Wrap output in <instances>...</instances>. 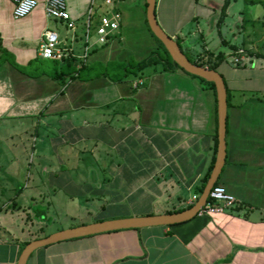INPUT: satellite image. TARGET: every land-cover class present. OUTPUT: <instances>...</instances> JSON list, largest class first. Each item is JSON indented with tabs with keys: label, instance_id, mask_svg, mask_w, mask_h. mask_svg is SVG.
Listing matches in <instances>:
<instances>
[{
	"label": "crops",
	"instance_id": "obj_1",
	"mask_svg": "<svg viewBox=\"0 0 264 264\" xmlns=\"http://www.w3.org/2000/svg\"><path fill=\"white\" fill-rule=\"evenodd\" d=\"M39 1L28 16L17 19L13 2L0 0V43L20 66L42 58L45 30L60 26L66 32ZM92 1L66 0L80 25ZM118 1L121 27L107 44L93 46L88 60L76 57L78 68L82 62L140 61L158 46L147 21V0ZM220 1L165 0L164 5L157 0L156 16L170 36L181 40L185 54L204 66L215 65L225 79L226 161L218 185L236 196L238 205L172 225L60 241L34 251L27 264H264V56L232 61L264 33V5L243 0L250 8L243 16V10H233L239 0H229L220 20L225 0ZM182 2L188 3L187 11L179 7ZM144 73L148 76L124 82L106 76L68 78L63 85L48 75L29 76L9 61L0 64V122L9 125V140H22L24 146L32 140L26 152L32 164L30 190L19 210L47 204L56 219L60 209L71 224L85 225L175 213L199 199L218 151L216 93L182 69ZM6 168H0L2 175ZM1 225L0 264H17L25 240L60 231L44 234L43 228L29 238L17 224Z\"/></svg>",
	"mask_w": 264,
	"mask_h": 264
},
{
	"label": "water",
	"instance_id": "obj_2",
	"mask_svg": "<svg viewBox=\"0 0 264 264\" xmlns=\"http://www.w3.org/2000/svg\"><path fill=\"white\" fill-rule=\"evenodd\" d=\"M156 7L157 0H147V21L153 34L165 45L173 60L182 69L190 74L213 82L216 87L219 139L218 151L214 167L202 194L191 207L179 212L161 215L134 216L94 222L66 228L54 232L46 237L31 240L21 251L17 264H27L34 251L60 241L114 230L181 223L196 216L207 203L209 194L212 188L216 185L226 161L228 91L225 79L216 69L195 63L187 57L176 39L170 36L159 24L156 16Z\"/></svg>",
	"mask_w": 264,
	"mask_h": 264
},
{
	"label": "built area",
	"instance_id": "obj_3",
	"mask_svg": "<svg viewBox=\"0 0 264 264\" xmlns=\"http://www.w3.org/2000/svg\"><path fill=\"white\" fill-rule=\"evenodd\" d=\"M13 2V15L15 18H24L35 10L39 0H10ZM93 0L87 12L85 21L80 25L70 16L66 0H44V9L48 17L59 20L65 24L66 32L47 29L43 32L40 56L44 59H56L64 62L67 58H80L88 60L93 46L104 45L113 38L115 32L121 27L122 12L118 0ZM79 51L80 53H77ZM243 49L238 50L241 57H234L233 63H242ZM142 84V81L135 82ZM210 199V200H209ZM238 199L224 186L215 185L207 203L199 211V215H220L232 211L238 205Z\"/></svg>",
	"mask_w": 264,
	"mask_h": 264
},
{
	"label": "rangeland",
	"instance_id": "obj_4",
	"mask_svg": "<svg viewBox=\"0 0 264 264\" xmlns=\"http://www.w3.org/2000/svg\"><path fill=\"white\" fill-rule=\"evenodd\" d=\"M103 1V0H102ZM248 1V0H246ZM199 2H205L208 4H213V2L220 3V0H199ZM250 2V1H248ZM256 4H262L260 2H254ZM164 5H165V0H164ZM243 2V0H239L238 3L235 5L233 8L234 11L237 10V14H241L239 10H243L244 12L241 15L248 16V11L250 8L246 6ZM179 7L181 10L186 11L188 9V3L185 4V2H182L179 4ZM120 11L122 12V8L120 7ZM254 17H257V20L261 19L259 17L258 12H256ZM264 19V18H262ZM201 21V19H200ZM202 27L207 29L209 28L208 22H205L202 20L201 22ZM191 24V23H190ZM161 25V24H160ZM192 26H195V23L192 22ZM162 26V25H161ZM51 29H57V26L52 27ZM58 31L60 32V26L58 27ZM256 37L255 43L256 46H253V48H247L244 46V53L243 55L247 58H249L250 61L258 59L259 57L264 56V42H262V36ZM241 48V47H240ZM220 49H226L223 46H220ZM238 53V51H237ZM186 54L195 61L194 57L186 51ZM134 59V58H132ZM136 60V59H134ZM233 60V59H232ZM9 125L4 124L0 122V168L6 166V170L2 173H0V223L2 224L1 226H9L10 224H17L20 228L22 227L23 230L26 232L30 233L29 238H33L35 236L40 235V233L43 230V233H52L53 231H56L57 229H66L69 227H75L79 226L78 220H74V224L70 223V219L64 217L62 218L61 210L56 209L57 213H59L60 217L56 219V213L53 210V207L49 208L47 204H35L36 208L34 210L32 209L29 211L28 208L19 210L20 206L22 207V202L24 199H26L27 194L29 190L27 189V185L29 184L30 180V172H31V167L32 164L29 162V156H26V152L30 153L31 149V144L32 140L27 142V144L22 145L21 142L22 140H9ZM17 144H13V143ZM26 148V151H25ZM2 170V169H0ZM30 170V172H29ZM8 180L11 183H8ZM19 194L16 198L17 192ZM16 198L17 201H14L13 199ZM28 198V197H27ZM20 204V205H19ZM35 211V212H34ZM38 213V214H35ZM42 213H45V215H49L48 219L43 218L45 215H42ZM55 215V216H54ZM4 218V219H3ZM7 220H6V219ZM42 218V219H41ZM36 221H41V224H38ZM11 229L13 230V233L18 234V227L17 226H11ZM42 234V236H44Z\"/></svg>",
	"mask_w": 264,
	"mask_h": 264
},
{
	"label": "trees",
	"instance_id": "obj_5",
	"mask_svg": "<svg viewBox=\"0 0 264 264\" xmlns=\"http://www.w3.org/2000/svg\"><path fill=\"white\" fill-rule=\"evenodd\" d=\"M248 1L260 2L264 5V1L262 0H248ZM228 5H229V0H225L222 6L220 20L223 19V16L225 15V11ZM153 36L156 39L158 46L154 50H152V52L146 58L140 61L130 59L128 62L109 61L107 64H103L101 62H94L92 64H87L82 62L81 67L78 68L79 62L75 58H67L61 64L60 61L56 59H43L40 57H36L35 59L30 60L26 66H20L13 60L12 54L8 50L3 48L0 43V64L4 63L5 61H9L14 67L28 74L29 76L39 77L42 75H48L53 79L62 82L63 85L67 84L66 79L68 78L69 80H73L76 78L91 79L94 77L106 76L111 78L114 82H124V81H130L133 78L147 77L148 75H145L144 73V71L147 69L150 70V72H158V71L168 72V71H176L178 69H182L173 60L170 52L167 50L165 45L154 34ZM176 41L182 48L181 40L177 38ZM187 57L191 61L203 65V63L201 62L192 60L188 55ZM209 67L216 69L215 65H211ZM182 70L185 71L184 69ZM190 75L193 77H198L193 74ZM198 78H200L203 82L209 84L216 93V87L213 82L205 80L204 78L201 77ZM228 104H229V91H228ZM208 177L209 176H207V178L205 179V183H203L201 187V191H203ZM216 185H218V181ZM42 215H45V213H42ZM30 241L31 239L25 240L22 244V249Z\"/></svg>",
	"mask_w": 264,
	"mask_h": 264
}]
</instances>
